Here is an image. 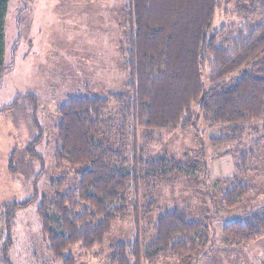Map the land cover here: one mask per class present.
<instances>
[{"label": "trees", "instance_id": "16d2710c", "mask_svg": "<svg viewBox=\"0 0 264 264\" xmlns=\"http://www.w3.org/2000/svg\"><path fill=\"white\" fill-rule=\"evenodd\" d=\"M9 1L0 0V84L10 67L3 62ZM224 1L127 0V94L106 99L68 98L59 109L54 161L60 178L51 181L52 195L37 198L34 194L2 206V211L13 217L17 209L39 199L37 215L43 242L57 262L75 264L69 252L72 248L91 251L100 247L113 223L129 214L126 197L130 191L138 226L141 187L154 186L169 176L194 175L191 166L173 158L153 160L143 150L138 152L135 133L134 148L127 156L120 142L128 123L134 131H196L201 115L206 126L220 127L219 135L211 138L212 144L236 143L245 149L237 160L232 183L221 192V206L229 211L243 207L256 192L246 177L257 172L264 142V0L258 20L251 17L236 31L225 25L214 31L215 15ZM208 69L209 90L204 97L202 73ZM242 70L238 78H231ZM110 102L120 113L116 131L122 138L117 150L111 142L115 126L105 118ZM34 121L37 124L35 117ZM13 156L14 149L7 161L11 176L16 171ZM204 175L208 180L209 173ZM147 208L151 211L153 202ZM238 216L219 219L222 229L218 240L211 219L192 220L185 208L167 210L157 218L150 243L142 246L138 233L132 243L112 247L109 262L152 264L161 257L180 262L191 257L192 261L181 263L198 264L215 249L240 250L264 238V213L248 210ZM202 249L206 253L195 258Z\"/></svg>", "mask_w": 264, "mask_h": 264}, {"label": "rangeland", "instance_id": "374dc122", "mask_svg": "<svg viewBox=\"0 0 264 264\" xmlns=\"http://www.w3.org/2000/svg\"><path fill=\"white\" fill-rule=\"evenodd\" d=\"M126 5L127 0L9 1L3 62L10 67L5 70L0 84V109L15 102L16 105L0 111V264H61L46 251L37 215L39 199L26 208L17 209L13 217L2 211V206L25 201L34 194L37 198L52 195L51 181L60 178L54 161L59 109L68 98L97 96L106 99L127 94ZM262 6L263 0H225L216 12L214 31L223 25L236 31L251 17L258 20ZM209 73V69L202 73L204 97L209 90ZM242 73L243 70L231 78H238ZM193 109L200 114L197 106ZM119 117L118 107L110 102L105 118L115 126L111 140L115 150L123 137L120 143L130 156L135 133L138 152L143 150L153 160L161 156L173 158L191 166L194 175L169 176L154 186L141 187L137 197L138 226L130 191L126 197L129 214L113 223L100 247L91 251L72 248L69 252L75 264H110V249L132 243L138 233L145 246L155 237L157 218L167 210L185 208L192 220L211 219L216 238H220L222 229L219 219H234L248 210L253 214L264 213V142L257 172L246 177L248 183L255 185L256 192L250 201L240 206L241 209L229 211L220 204L221 192L232 183L237 160L245 149L236 143L212 144L211 138L219 135L220 127L206 126L199 115L196 131L142 128L134 131L133 125L128 123L125 134L120 137L116 131ZM13 149L16 171L11 176L6 168ZM205 171L209 173L208 180H205ZM73 175L70 172L69 177ZM150 202L153 208L148 212ZM202 253H206L205 249L195 258ZM263 258L249 245L239 251L215 249L198 264H263ZM186 260L192 261L188 257L181 262ZM181 262L161 257L152 264Z\"/></svg>", "mask_w": 264, "mask_h": 264}, {"label": "crops", "instance_id": "0c3cea01", "mask_svg": "<svg viewBox=\"0 0 264 264\" xmlns=\"http://www.w3.org/2000/svg\"><path fill=\"white\" fill-rule=\"evenodd\" d=\"M6 172L8 174L7 168H6ZM252 246L254 247V249H256V250H258L260 252L261 256L264 257V238H262L261 240L255 242L254 244H252ZM237 251H239V250H237ZM262 261H263V264H264V258L262 259Z\"/></svg>", "mask_w": 264, "mask_h": 264}]
</instances>
